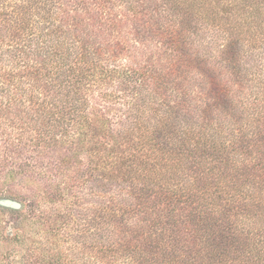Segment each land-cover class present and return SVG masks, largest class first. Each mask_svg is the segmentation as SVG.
I'll list each match as a JSON object with an SVG mask.
<instances>
[{"label":"trees","instance_id":"16d2710c","mask_svg":"<svg viewBox=\"0 0 264 264\" xmlns=\"http://www.w3.org/2000/svg\"><path fill=\"white\" fill-rule=\"evenodd\" d=\"M135 4L0 0V193L31 222L6 264H264V111L224 140L172 127L168 97L201 68L203 32L223 59L234 34L264 56V0H162L174 16L146 22ZM203 74L221 103L230 89Z\"/></svg>","mask_w":264,"mask_h":264},{"label":"rangeland","instance_id":"374dc122","mask_svg":"<svg viewBox=\"0 0 264 264\" xmlns=\"http://www.w3.org/2000/svg\"><path fill=\"white\" fill-rule=\"evenodd\" d=\"M161 1L162 0H138V4H135V6L137 8H143V10L146 11V14L140 16V20L144 22L150 21L153 19L151 15L160 20L165 16H168V18L173 17L174 14H172L170 8H163L161 6ZM137 18L132 20H136ZM132 20H129V23L125 24V26H128L127 30L130 29L131 23H133ZM204 34L205 32L199 36L202 45L199 44L196 48L194 47L190 53V56L195 58L197 63L200 62L201 68L199 70L191 69L190 73L183 76L185 83L184 87L186 88H184V94L180 97V100L176 101L173 97L168 96L171 101V108H173L170 121H172V127L175 129L184 126H192L193 128L202 126L206 134H208V132L209 134L213 132L220 136L221 139L229 140L235 134H246L245 131L240 130V127L247 118H249L247 112L260 108L261 111H264V56L259 50H255V48L251 47L249 48L243 41L246 39L234 34L231 40L235 46L234 54H236L230 58L224 56L223 59L219 56V52L217 53L215 50L218 48L216 45L224 44V41L218 40L220 37H217V42L210 44ZM129 41H132L130 35L126 38V42ZM129 58H133L132 55L121 54L119 62L128 63ZM220 60L222 62L225 61L226 66H222L221 64L219 66ZM206 61L208 62L207 64ZM212 64L214 65L212 66ZM205 71H208L210 75L214 74L217 83L225 85L226 89H230L228 94L226 93V95L222 97V102L220 101L221 103L219 104L216 103V100L212 99L211 96L214 95L208 94L209 88L206 84L209 82V79L203 74ZM107 88L108 85L105 84V89ZM33 90L35 94L36 92L39 94V89L34 87ZM111 90L112 88L110 87L109 91ZM94 96L96 98L95 94L93 98ZM106 99V101H101V103L106 105L124 103V100H118L113 96L107 97ZM184 102H186V106ZM226 102L228 107L224 106ZM25 103L26 106L29 104L28 101ZM188 104L189 106L187 107ZM183 130H185V128L180 132ZM24 134L27 139L26 136L28 133L25 132ZM55 139L62 140L60 136L55 137ZM45 142L46 141H41L42 147ZM56 144V147L52 148L50 145L48 148H45V152H48V154L43 156L37 155L36 148L32 149V151L21 149L19 152L24 154V156L32 154L37 155L36 159H38L37 161L40 160V162H46L48 160L51 162V152H59L65 149L64 144ZM5 197L19 200L22 206L20 209L14 210L0 205V257L2 258L0 260L2 264L7 263L6 258H4L6 253L5 250L10 254V260H15V253L17 254L25 250L30 240L25 239V236L21 237V235H23L25 229H29L31 223L29 220H24V218H22V214L25 213L26 207L25 199L7 192L0 193V199ZM85 203L86 204L83 206V210H85L83 218L86 221L92 220V215L87 210V208L91 206L92 201ZM92 207H95L94 204ZM10 210H14L15 212L10 213ZM85 220L82 221V219H80L81 222H85ZM14 227H16V229ZM13 232L14 234H12ZM13 235H15L16 239H12L14 237ZM19 237L20 240L17 239ZM54 237L57 236L52 235L50 239L54 241ZM23 238L24 241H21ZM91 250L90 248L89 251ZM52 253V249H50V254ZM6 256H8V254H6Z\"/></svg>","mask_w":264,"mask_h":264},{"label":"water","instance_id":"95a60500","mask_svg":"<svg viewBox=\"0 0 264 264\" xmlns=\"http://www.w3.org/2000/svg\"><path fill=\"white\" fill-rule=\"evenodd\" d=\"M0 205L5 206L9 209H14V210L20 209L22 206V204L19 200H16L14 198L11 199L9 197L1 198L0 199Z\"/></svg>","mask_w":264,"mask_h":264}]
</instances>
